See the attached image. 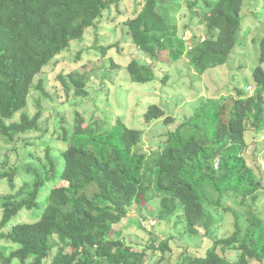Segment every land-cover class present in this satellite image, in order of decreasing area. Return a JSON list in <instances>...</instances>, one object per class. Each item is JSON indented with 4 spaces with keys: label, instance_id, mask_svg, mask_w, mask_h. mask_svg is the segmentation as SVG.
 Segmentation results:
<instances>
[{
    "label": "trees",
    "instance_id": "obj_1",
    "mask_svg": "<svg viewBox=\"0 0 264 264\" xmlns=\"http://www.w3.org/2000/svg\"><path fill=\"white\" fill-rule=\"evenodd\" d=\"M121 1L0 0V142H14L16 136L41 129L40 101L34 115L25 111L35 76ZM205 1L204 38L189 48L174 24L158 10L156 0H144L136 14L125 21L131 42L142 53L168 64L186 56L199 74L225 64L241 29L243 0H218L213 5ZM110 47L100 49L105 52ZM263 62L264 38L260 41L259 65L252 72V93L237 89L236 96L209 99L168 133L160 150L149 154L135 150L140 130L120 120L110 129H105L99 119L93 120V126L76 111L71 135L63 128L62 140L68 146L62 151L60 177L67 185L50 190L41 217L3 232L21 208L36 205L43 176L38 174L27 198L18 200L23 186L19 192L4 196L0 237L20 247L8 254L0 250V264H11L13 258L22 264L28 258H32L29 264H43L57 241L60 245L50 264H149L152 258L148 259L147 249H139L121 237L120 223L133 205L147 204L153 194L159 198L158 221H167L180 210L187 235L207 236L216 225L209 207L227 210L223 203L228 196L243 203L264 190V175L258 176L243 157L245 131L264 130ZM126 70L130 80L137 83L151 81L155 74L154 66L138 58L131 59ZM68 76L75 95L85 96L84 77L76 72ZM58 77L66 91L72 89L62 74ZM36 88L46 95L42 84ZM17 112L19 118L9 121ZM164 114L163 108L151 104L144 119L151 122ZM170 120L166 117L163 121ZM46 157L52 167L50 178L55 162L48 151ZM24 165L0 171V179L6 178L11 190L15 189L16 173ZM157 239L150 241L149 249L167 252V240L156 244ZM231 250L238 252L233 262L225 254ZM182 264H264V218L251 210L245 211L244 217L236 214L230 236L214 239L204 255H187Z\"/></svg>",
    "mask_w": 264,
    "mask_h": 264
},
{
    "label": "rangeland",
    "instance_id": "obj_2",
    "mask_svg": "<svg viewBox=\"0 0 264 264\" xmlns=\"http://www.w3.org/2000/svg\"><path fill=\"white\" fill-rule=\"evenodd\" d=\"M144 0H122L114 5L96 21L94 27L85 30L82 39L73 41L69 49L54 57L45 68L35 76L33 87L27 98V111L34 115L42 107L41 129L27 131L16 136L14 142H0V171L25 165L15 175V189L11 190L6 178L0 179V218L2 202L8 193L19 194L18 200L27 198L38 174L45 181L39 190L36 205L30 209L21 208L3 228L4 233L11 231L13 225L38 220L48 203L49 192L59 185H67L61 180L64 168L62 151L67 148L63 141V128L73 132L72 124L76 111L87 123L95 126L99 119L105 129L112 128L118 120L129 128L141 131V139L135 150L149 154L160 150L166 143L168 133L176 130L193 116L203 103L221 96H236L240 89L247 94L254 90L252 72L259 65L260 41L264 38V0H243L241 29L234 48L225 64L199 74L190 65L186 56L168 64L165 60L155 59L139 51L131 42L125 21L132 18ZM215 4L218 0H207ZM158 10L176 27L177 35L187 47L197 39L203 40L206 28L203 15L207 10L205 0H156ZM192 4V6L189 5ZM103 52L100 47H108ZM138 58L154 66V78L145 83L132 82L126 70L127 63ZM264 69V62L261 64ZM76 72L84 77L85 96H77L74 86L69 82L68 73ZM62 74L70 88L66 91L58 75ZM42 84L46 95L36 88ZM253 86L250 90L247 85ZM248 89V90H247ZM151 104L164 109V116L146 122L144 113ZM19 112L9 121L19 118ZM171 118L165 123L164 118ZM94 120V121H93ZM8 121V122H9ZM247 143L243 151L246 163L259 175H264V130L247 129L244 133ZM55 162L54 175L46 157V152ZM4 160L1 157H4ZM6 161V163H3ZM258 168L259 171H258ZM262 171V173H261ZM43 174V175H42ZM47 178V179H46ZM227 210L209 207L215 214L216 225L207 236L187 235L183 213L179 210L167 221H158L159 198L153 194L147 204L133 205L127 217L120 223L121 237L139 249H147L151 263L161 260V264H182L185 256H202L214 239L230 236L234 231L236 214L244 217L247 210L264 218V190L255 193L243 203L233 195L224 200ZM180 208V206H179ZM182 216H181V215ZM243 220H241V223ZM158 238L167 240L169 250H150V241ZM56 239V238H54ZM60 242L45 258L43 264H50ZM17 243L8 242L0 237V250L8 254L18 249ZM230 262L237 258L235 250L226 251ZM164 256V258H163ZM28 258L24 264H29ZM11 264H22L13 258Z\"/></svg>",
    "mask_w": 264,
    "mask_h": 264
}]
</instances>
